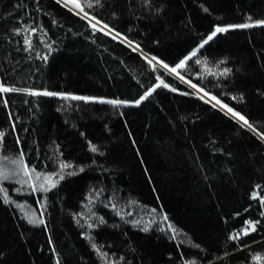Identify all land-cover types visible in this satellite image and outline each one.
<instances>
[{
    "label": "trees",
    "instance_id": "16d2710c",
    "mask_svg": "<svg viewBox=\"0 0 264 264\" xmlns=\"http://www.w3.org/2000/svg\"><path fill=\"white\" fill-rule=\"evenodd\" d=\"M75 1L0 0V264H264V0Z\"/></svg>",
    "mask_w": 264,
    "mask_h": 264
},
{
    "label": "snow or ice",
    "instance_id": "6c2138e0",
    "mask_svg": "<svg viewBox=\"0 0 264 264\" xmlns=\"http://www.w3.org/2000/svg\"><path fill=\"white\" fill-rule=\"evenodd\" d=\"M95 3L96 4H99L100 3V0H95ZM77 7H80L79 5H76ZM88 6L89 7H92L93 4L91 2L88 3ZM81 11H83V8L81 7L80 9ZM85 15H87V13H85ZM259 24H262L264 25V21H260L258 22ZM254 25L252 24H242V25H237V26H232V27H239V28H250V27H253ZM93 27H95V25H93ZM104 27H107V25H105ZM228 29L227 28H221V27H217L216 30L212 33V35H210L207 40L204 41V44L208 43L209 40H211L217 33H220V32H226ZM16 34H20V30H17V33ZM25 43L28 44L30 43L27 39V37H25ZM201 47H203V44H201ZM192 56H195L196 55V52L194 51L192 54ZM44 59L46 60L47 57H44ZM155 59V58H153ZM200 61L197 60L196 63H199ZM149 63H151V61H149ZM165 68H167L168 66L167 65H163ZM183 66V62H181L180 65H177V67H182ZM170 71L172 72H175L176 71V68H172L170 69ZM225 73L229 72L230 70L229 69H225L224 70ZM157 79L159 80L160 78L157 77ZM165 87L167 88L168 85L164 84L162 80H160V83L156 84L153 88H151L149 91H147L143 96L140 97L139 100H136L134 103H135V106H138L142 100L146 99L148 96H150L152 94V92H154L156 90V88L158 87ZM193 87H195V85H192ZM174 90V89H173ZM11 92H27L28 94L30 95H33V96H39V95H43V96H55V95H59L58 93H53V92H48V91H44V92H35V91H30L28 89H19V88H15V87H7L5 86L3 83H0V93H11ZM71 99H74V100H88L89 98L87 97H79V96H72ZM235 99V98H234ZM242 99V97H241ZM103 102V101H101ZM3 103L6 105L7 104V100H4ZM107 103H110V104H113V105H120V104H125L127 102H124V101H118V100H112V101H107ZM223 107H227L226 105H223ZM228 111L229 112H232V114L236 117H238L241 121H243V124L244 125H247L249 128L252 127V125L247 121V119L243 116H241L239 113H235L233 112V110L231 108H228ZM5 136V133L0 131V146H2V143H3V138ZM90 150L92 152H97V148L96 146L94 145H91L90 146ZM22 155L23 153L21 152V158H22ZM15 163V162H14ZM26 167V166H25ZM69 167H72V165L70 164H65V163H62L60 165V168L61 170H63L64 168H69ZM79 171H83V168H80ZM76 173L75 172H70L69 175H75ZM24 175H29L28 171H25L24 172ZM60 178L63 179V175H60ZM0 179H3V180H7L8 179V176L3 172V170H0ZM55 186V185H53ZM0 191H3V189H0ZM253 198H256L255 195ZM4 202L5 203H9V199L7 197V195L5 194L4 196ZM166 218V217H165ZM30 223H43L42 220L40 221H37L35 219H32V220H29ZM251 223V222H249ZM253 230H255V226L253 225ZM144 231H147V229L145 228ZM245 234H247V231L245 230ZM233 239H236L238 238L237 236H234L232 237ZM95 247V245H94ZM106 255V254H104ZM256 259H259V257H257Z\"/></svg>",
    "mask_w": 264,
    "mask_h": 264
},
{
    "label": "rangeland",
    "instance_id": "374dc122",
    "mask_svg": "<svg viewBox=\"0 0 264 264\" xmlns=\"http://www.w3.org/2000/svg\"><path fill=\"white\" fill-rule=\"evenodd\" d=\"M64 6H66V4H65V0H59ZM70 1H72V2H74V3H76L77 5H78V3H77V1H75V0H70ZM67 8H69V6H66ZM69 9H71V8H69ZM73 10V9H72ZM75 13H77V14H79V15H81V16H84L82 13H79V12H76V11H74ZM82 12V11H81ZM95 26H97V27H99V28H101L102 26H100L98 23H96L95 21H92V20H90ZM101 29H104L103 27L101 28ZM104 30H106V29H104ZM106 31H108L109 32V30H106ZM150 61H153V63L154 64H157V62L155 61V60H153V59H149ZM208 98V97H207ZM216 105H218V106H220V107H222L221 105H219V104H217L216 103ZM223 108V107H222ZM232 114V113H231ZM233 115V114H232ZM239 122H240V120H238ZM243 124V123H242ZM246 126V125H245ZM40 213H39V211L37 210V208H29L27 211H26V218H27V220L29 221V220H32V219H35V220H37V221H40L41 219H40V215H39ZM246 231H248V230H246ZM243 233H245V230L243 231Z\"/></svg>",
    "mask_w": 264,
    "mask_h": 264
},
{
    "label": "bare ground",
    "instance_id": "6f19581e",
    "mask_svg": "<svg viewBox=\"0 0 264 264\" xmlns=\"http://www.w3.org/2000/svg\"><path fill=\"white\" fill-rule=\"evenodd\" d=\"M65 4H66V6H69V8L73 9L74 11L82 13L81 10H80L81 8L77 7L76 3H74V2H72L70 0H65Z\"/></svg>",
    "mask_w": 264,
    "mask_h": 264
}]
</instances>
